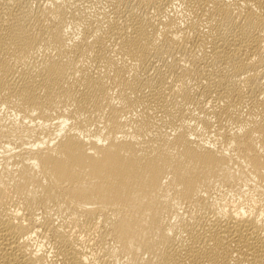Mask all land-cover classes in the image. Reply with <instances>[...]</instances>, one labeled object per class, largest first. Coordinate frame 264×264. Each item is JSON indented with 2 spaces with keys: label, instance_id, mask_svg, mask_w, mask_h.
<instances>
[{
  "label": "bare ground",
  "instance_id": "obj_1",
  "mask_svg": "<svg viewBox=\"0 0 264 264\" xmlns=\"http://www.w3.org/2000/svg\"><path fill=\"white\" fill-rule=\"evenodd\" d=\"M0 264H264V0H0Z\"/></svg>",
  "mask_w": 264,
  "mask_h": 264
},
{
  "label": "rangeland",
  "instance_id": "obj_2",
  "mask_svg": "<svg viewBox=\"0 0 264 264\" xmlns=\"http://www.w3.org/2000/svg\"><path fill=\"white\" fill-rule=\"evenodd\" d=\"M15 139L10 143L9 150H15L18 147V140L20 138L24 139L25 143H28L30 141H33L35 138H39L42 140L43 137L46 139H53L54 138V130H50L48 132H44L42 134H34L32 132L26 133L25 128L20 125L18 129L14 132Z\"/></svg>",
  "mask_w": 264,
  "mask_h": 264
}]
</instances>
